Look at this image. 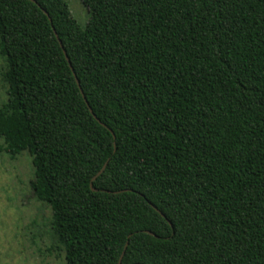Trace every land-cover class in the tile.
<instances>
[{
	"label": "trees",
	"instance_id": "trees-1",
	"mask_svg": "<svg viewBox=\"0 0 264 264\" xmlns=\"http://www.w3.org/2000/svg\"><path fill=\"white\" fill-rule=\"evenodd\" d=\"M35 1L0 0V151L30 156L52 249L264 264V0H81L84 28Z\"/></svg>",
	"mask_w": 264,
	"mask_h": 264
},
{
	"label": "rangeland",
	"instance_id": "rangeland-1",
	"mask_svg": "<svg viewBox=\"0 0 264 264\" xmlns=\"http://www.w3.org/2000/svg\"><path fill=\"white\" fill-rule=\"evenodd\" d=\"M64 1L72 18L84 28L90 19L89 10L81 0ZM2 67L0 57V103L6 100ZM32 178L27 153L12 159L0 151V264H66L64 255L52 249V211L34 198L29 187Z\"/></svg>",
	"mask_w": 264,
	"mask_h": 264
},
{
	"label": "water",
	"instance_id": "water-1",
	"mask_svg": "<svg viewBox=\"0 0 264 264\" xmlns=\"http://www.w3.org/2000/svg\"><path fill=\"white\" fill-rule=\"evenodd\" d=\"M32 2H36L35 0H31ZM45 12V14L49 17V15H48V13L46 12V11H44ZM49 20L51 21V19H50V17H49ZM57 35V34H56ZM60 43H61V41H60ZM61 46L63 47V45H62V43H61ZM64 54H65V56H66V59L68 60V62H69V65H70V67L72 68V66H71V64H70V61H69V58H68V55H67V53H66V51L64 50ZM77 83H78V85H79V81L77 80ZM82 91V90H81ZM83 93V92H82ZM85 101H86V103L88 104V102H87V100L85 99ZM90 111L92 112V110H91V108H90ZM93 114V113H92ZM93 116L96 118V116L93 114ZM101 125H103L104 127H106L103 123H101L100 122V120L99 119H96ZM110 132H111V134L113 135V138L115 139V136H114V133L110 130ZM107 163L108 162H106L105 163V165L103 166V168L98 172V174L93 178V180H92V182H91V188H92V190L93 191H96L94 188H93V181H95L96 179H97V177L98 176H100L103 172H104V170H105V168H106V166H107ZM163 218H165L166 219V217L162 214V212H160L155 206H153V205H151ZM168 223L171 225V223L168 221ZM172 226V225H171ZM145 233H148V234H150V235H154L152 232H150V231H144ZM127 245H128V243L125 245V249H124V251H123V253H122V255H121V257H120V259H119V263L118 264H121V260L123 259V256H124V254H125V250H126V248H127Z\"/></svg>",
	"mask_w": 264,
	"mask_h": 264
}]
</instances>
